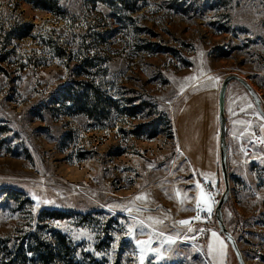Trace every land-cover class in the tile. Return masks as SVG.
<instances>
[{"label":"rangeland","instance_id":"374dc122","mask_svg":"<svg viewBox=\"0 0 264 264\" xmlns=\"http://www.w3.org/2000/svg\"><path fill=\"white\" fill-rule=\"evenodd\" d=\"M39 2L0 0V264H237L218 91L264 112V0ZM224 115L222 220L264 264V119L235 81Z\"/></svg>","mask_w":264,"mask_h":264},{"label":"water","instance_id":"95a60500","mask_svg":"<svg viewBox=\"0 0 264 264\" xmlns=\"http://www.w3.org/2000/svg\"><path fill=\"white\" fill-rule=\"evenodd\" d=\"M231 81H235L239 83L244 88V90L252 100L256 111L263 119H264V112L262 111L261 108L260 99L254 92V90L245 81L232 75L226 76L223 79L218 91V155H219V171L224 185V192L215 206L214 219L219 233L223 236L224 240L227 242L230 249L232 250L237 264H245L242 255L238 249L237 243L234 237L232 236V234L228 231V229H226L221 215L222 206L229 193V180L227 174V145H226L227 129H226V118L224 115V100H225V93L227 86Z\"/></svg>","mask_w":264,"mask_h":264},{"label":"snow or ice","instance_id":"6c2138e0","mask_svg":"<svg viewBox=\"0 0 264 264\" xmlns=\"http://www.w3.org/2000/svg\"><path fill=\"white\" fill-rule=\"evenodd\" d=\"M186 79H191V78H186ZM209 79H211V78H209ZM249 107H251V105H249ZM197 187H199V184L197 185ZM140 198H141V197H136V199H140ZM33 199L37 201V203H36V208H39V207L41 206L42 203H49V201L41 200V199H39L38 197H36L35 195H33ZM195 210L197 211V216H196L194 219H197V220H198V219H200L199 212H201V211L204 210V209H202V208L200 207V201H199V200L197 201V206H196V209H195ZM207 211H208L209 213H211V208L209 207V208L207 209ZM178 223L181 224V225H188V224L191 223V221H189V220H181V221H179ZM133 231H134V230H133V227H129V228H128V234H129L130 236H132L133 239H135V236L133 235ZM188 231H189V232H192V231H194V229H192L191 227H189V228H188ZM199 231L203 232L204 230H203V229H200ZM140 234H144V233H143V228L140 229ZM160 235H163V234L161 233ZM212 236H213V237H216L217 234H216L215 232H213V233H212ZM117 239H119V237H117ZM167 242H168V243H175V241H174L171 237H168V238H167ZM136 243H137V244H146V245H150L151 242H150V241H136ZM115 247H116V245L114 244V245H113V248H115ZM209 249L211 250V244L209 245ZM142 251H143V250H142ZM151 251L154 252V253H156V259H157V260L163 259V256L159 253V250H157V249H151ZM143 262H144V257L141 256V264H143Z\"/></svg>","mask_w":264,"mask_h":264},{"label":"trees","instance_id":"16d2710c","mask_svg":"<svg viewBox=\"0 0 264 264\" xmlns=\"http://www.w3.org/2000/svg\"><path fill=\"white\" fill-rule=\"evenodd\" d=\"M24 1L29 3V4H31V5H33V6H38V5H40L39 3H41V2H39V0H24ZM87 94H88V96L86 98H88L90 96H91V99L94 98V95H92L93 91L90 90L88 92L86 91L85 94H81V95H73V94H71L68 99H69L70 103H72V105H74L75 107L79 108V112H85L87 114H92L94 111L97 110L98 102H94L92 100L93 103L90 104V105H88L86 102L85 103H81L82 101H80V99L83 98L84 96H86ZM91 109H93V110H91ZM50 215L52 217H54V216L58 217V215H55L53 213H50ZM59 241H61V240L58 239V242Z\"/></svg>","mask_w":264,"mask_h":264},{"label":"built area","instance_id":"2783aa9c","mask_svg":"<svg viewBox=\"0 0 264 264\" xmlns=\"http://www.w3.org/2000/svg\"><path fill=\"white\" fill-rule=\"evenodd\" d=\"M196 216H197V213H196V215L193 217V220H197V219H194ZM199 216H200V214H199Z\"/></svg>","mask_w":264,"mask_h":264},{"label":"crops","instance_id":"0c3cea01","mask_svg":"<svg viewBox=\"0 0 264 264\" xmlns=\"http://www.w3.org/2000/svg\"><path fill=\"white\" fill-rule=\"evenodd\" d=\"M228 120V119H227ZM228 124H229V120H228ZM227 147H229V145H227ZM227 151H228V149H227Z\"/></svg>","mask_w":264,"mask_h":264}]
</instances>
